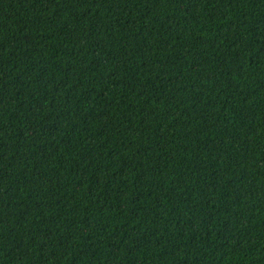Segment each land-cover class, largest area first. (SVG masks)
<instances>
[{
  "label": "trees",
  "instance_id": "trees-1",
  "mask_svg": "<svg viewBox=\"0 0 264 264\" xmlns=\"http://www.w3.org/2000/svg\"><path fill=\"white\" fill-rule=\"evenodd\" d=\"M0 264H264V0H0Z\"/></svg>",
  "mask_w": 264,
  "mask_h": 264
}]
</instances>
